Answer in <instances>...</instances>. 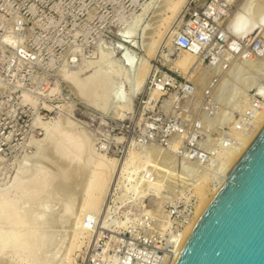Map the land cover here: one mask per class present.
Masks as SVG:
<instances>
[{"label": "rangeland", "instance_id": "obj_1", "mask_svg": "<svg viewBox=\"0 0 264 264\" xmlns=\"http://www.w3.org/2000/svg\"><path fill=\"white\" fill-rule=\"evenodd\" d=\"M174 1L176 0H0V203L5 199L21 201L20 189L13 185L16 169L21 163H25L26 170L31 169L35 164L45 165V167L51 165L50 168H46L53 171L55 169L57 171L58 166L68 168L67 163L61 159L58 160L60 162L56 161L58 157L49 152V147L46 148L47 143L43 141L46 128L53 127L56 123L68 128L72 126L71 130L81 133L88 141L87 145L90 146L87 147V151L92 152L95 156L105 154L118 161L129 155L130 152H135L138 154L135 163L143 165L135 180H130L132 166L127 167L121 172L112 188L111 176H109V181L100 197L97 213L85 211L84 208V194L80 190L84 187L83 183L86 182L85 170L82 169L83 173L82 171L78 172L77 169L80 168L70 167L68 173L72 172L75 176L70 173L72 175V179H69L72 181L71 183L68 181L62 188L60 186V190L57 189L58 185L55 183L48 186V190L55 189L57 195H60L56 200L57 203L53 202L55 207L58 206L56 210L60 213L54 209L57 214L55 217L56 214L52 211L55 207H52L50 213L52 211L54 215L50 214L44 228L54 238L64 239L55 249L50 247L46 250V253H51L57 250L56 248H61V251L58 250V258L61 257L52 264H89L88 261L93 255L100 256L102 250L114 247L122 230L132 224L134 217L141 213L160 216L163 224L170 229L178 227L180 219L170 208L172 206L181 208L183 203H194L197 198L195 186L197 189L201 184L204 185V179L207 181V186L212 187V183L218 176L217 172L223 170L226 153L233 151L218 143L203 151L204 160L201 161L197 156H194V152L189 150L190 145L184 141L182 148L173 151L166 145L168 140L165 129L170 122L176 124L178 128H180L179 124L184 125L183 139L193 137L195 143L205 137L206 125L212 128V133L209 135L211 138L219 137L220 134L237 133L233 130L234 112L240 110L238 107L244 106L249 96V94L246 97L241 94L240 89L243 88L239 85V87L236 86L234 81L237 78L234 77L235 74L231 75L243 63H235L231 68L234 71L230 69L229 74L227 71L217 88L216 84L213 87L217 92V100L221 104L220 112L218 111L214 117L207 118L205 116L202 118L192 110L188 95L182 93L178 84L174 87L166 86L161 89L163 92L161 95L160 93L157 96L154 95V91H156V89L153 90L156 88L154 81L167 73L175 76L178 83L185 82V80L195 81V88L201 99H208L206 94L208 95L207 92L210 88L213 89L210 76L212 71L208 72L204 65L201 66L199 73L193 69L192 73H198L195 80L182 70L177 72V67L169 66L170 61L174 62L178 55L182 54L176 48L174 39L177 34L184 31L189 11L194 6V0H183L176 11L171 12L169 5ZM238 3L239 1L232 6L230 14ZM147 4L148 8L144 13L142 10ZM230 19L227 23L229 31L235 34L245 33L240 30L238 25H230ZM169 37L173 38L171 45H166L165 42ZM120 39H130L131 44L120 41ZM262 39L264 42V35ZM118 43L125 47L123 51L116 47L119 45ZM124 52H127L135 61L137 60V63L145 62L151 70L153 69L132 97L128 95L130 85L137 87L136 73L129 72L128 68L121 67L116 61L120 56L124 57ZM188 55V53H183L182 58ZM168 58L172 60H168ZM180 60L177 61L178 65H180ZM196 60L190 64H207L208 62V60L203 62L202 56H196ZM255 63L256 65H254ZM254 64L253 66L246 64L245 67L247 69L255 67L253 71H264L261 70L264 69V58L256 59ZM100 66H103V70H107L110 74V82L108 81L105 89L107 102L109 100L108 112L94 108L81 100L76 89L71 87L66 77L69 74H74L77 76L76 78H80L79 81ZM229 75L232 79L229 78ZM222 82L225 86L230 83L229 85L233 87V93L230 96L227 95V100H225L226 90L223 88L225 86ZM218 89H223L222 92L225 94ZM236 91L238 93L234 94ZM151 92L153 98L156 99L159 95L160 97L157 100L152 99ZM172 97L174 100H171V104L168 107L164 106L163 102ZM231 97H234L233 100L236 102H231ZM222 99L225 104L222 103ZM237 100L240 101L237 102ZM121 103L126 105L124 116L118 117L113 112L115 113L114 110L118 109L116 105ZM237 105L238 107H236ZM226 107L231 108L227 109ZM221 110L224 111V114L229 111L231 114L227 118V113L224 115ZM220 113L222 116H218ZM214 118L225 120L222 121L223 124L218 120L220 123L218 125L219 123ZM213 119L216 122L212 125L210 120L213 122ZM228 120H233V122ZM67 123L70 124L67 125ZM149 125L156 127L157 130L156 140L153 142H145ZM38 153L43 157H39ZM153 153H158L159 156L155 157ZM55 157L57 158L55 159ZM26 165L32 166L28 168ZM85 169L88 171L87 168ZM189 169L190 171H188ZM75 170H77V174ZM157 173L159 178L162 176L167 181H163L162 177L161 181L159 178L157 179ZM156 179L161 183L155 193L153 190H148L144 192L146 193L144 196L143 192L133 194V191L126 188L127 183L131 185L139 181L140 185L144 187L148 183L157 181ZM77 181L80 182L75 184L74 182L77 183ZM73 185L80 187L72 188ZM65 186L66 190L63 189ZM72 189L73 192H70ZM139 194L142 195L137 197ZM69 195L73 197L74 211L70 220L68 218L66 221H61L59 219L62 216L63 208L58 204L63 203L65 197L67 198ZM152 195L154 197H151ZM16 209L21 211L22 206L17 205ZM173 210L175 211V209ZM80 217L87 236L82 239L83 243L80 248L70 252L67 251V243L72 238L71 233H74L76 220ZM102 217L107 227L103 228L98 235L95 233L100 230L99 220ZM53 218L54 220L57 218L55 222H52ZM87 221L90 222L89 230L84 226ZM9 227L10 222L7 218L0 220L1 233H7ZM95 229H97L96 232ZM5 252L6 255L3 256L5 260L2 258L1 260L4 262L0 260V264L18 262V259L11 255L10 245L6 246ZM66 256H70V258Z\"/></svg>", "mask_w": 264, "mask_h": 264}, {"label": "bare ground", "instance_id": "obj_2", "mask_svg": "<svg viewBox=\"0 0 264 264\" xmlns=\"http://www.w3.org/2000/svg\"><path fill=\"white\" fill-rule=\"evenodd\" d=\"M182 1L183 0H176L174 2H170V3H172L171 5H169L171 12H175L177 7L180 5V3ZM147 8H148V4L146 5L145 8L143 7L142 11H144V13H145ZM165 8H166V6H165ZM142 15H143V13H142ZM230 15H231V19L229 17L230 25H233V24L238 25L241 31H245L247 33L251 32L255 36H259V37L261 36V38L264 35V0H240L238 5L236 6V8L233 10V12ZM256 32H257V35H256ZM127 37H129V36L127 35ZM172 39L173 38L169 37L168 40L165 42V44L171 45ZM129 40L120 39V41H124L126 43H130ZM134 43H136V42H134ZM118 44L119 45L116 47L118 49L119 48L122 49V51H123L125 49V47L123 45H121V43H118ZM127 52H124V57L120 56L118 59H116V61H118V63L121 65V67L128 68L129 72L136 73L137 82H138V83L136 82L137 87H135V86L131 87V85H130V92L128 95L129 97H132L136 93L138 88L141 87V85L145 81V79L148 78V76L152 73L153 69L151 70L150 67L148 66V64L145 62L139 61L137 63V60L135 61L134 59H132ZM181 52H182V54L178 55V57L175 59L174 62L170 61L169 66L172 65L173 67L180 68L187 75L192 76L193 80H195V77L198 75L201 67L197 71L198 73L194 74V73H192L193 68L195 66H200V64H197L196 62H195L196 64H190V63L196 60L197 55L194 52H188V51H181ZM183 53H188L189 55L186 56L185 58H182ZM139 58H140V56H139ZM168 60H172V59L168 58ZM178 60H180V65H183V64H185V65L184 66L178 65V63H177ZM254 61H256V60H248L247 62L243 63V65H241L240 67L238 66L239 69L237 71H234L233 69H231L234 71V72L232 71L233 73L231 75L233 76V74H235L234 77L237 78V80L234 81V83L237 84L236 86L239 85L240 87L243 88V89H240V91H242L241 94L244 95L245 97L248 96V94H249L248 90H250V88H252L255 84H257V82L259 81V78L263 76L264 71L263 72L260 70L253 71V70H255L254 69L255 67H249V69H247V67H245L246 64L248 66H253ZM257 64H258V62H257ZM254 65H256V63ZM263 66H264V64H263ZM118 67H120V66H118ZM83 69H85V68H83ZM206 69H207V67H206ZM261 70H264V69H261ZM204 74H205V72H204ZM204 74L202 73V75H204ZM228 74H229V71H228ZM109 75L110 74L108 73V71L103 70V66H100L99 68H96L94 71L90 72V74L86 75L84 78H82L79 81H78V79H80V78H76L77 76H75L74 74H69L66 77H67L68 82L70 83L71 87L76 89L77 95L81 100L85 101L88 105H90L94 108L108 112L109 111L108 110L109 109V104H108L109 100L107 102V100H106L107 96L105 95V89L107 88V85H108ZM229 78L232 79L231 76ZM225 80H226V76H225ZM198 81H199V79H198ZM228 81H227V83H228ZM224 82H222L223 85H224ZM230 82H231V80H230ZM229 84L226 86L224 85L225 87H223V85H222V87L226 90V94L222 92L223 89L222 90H220L221 88L218 89V91L220 90L221 93L226 95L225 100H227V95L230 96V94L233 93L232 92L233 87H232V85L230 86ZM155 89H156V91H154V95L157 96L159 93H160V95L163 93L159 87H156L153 90H155ZM153 90H152V92H153ZM108 91H107V93H108ZM109 92H111V90ZM116 92H117V90H116ZM152 92H151L150 96L152 97V99H155L152 96ZM120 93H121V91H120ZM236 93H238V91H236L234 94H236ZM216 94H217V92H216ZM160 95L155 100H157L160 97ZM242 95H240L241 98H242ZM110 97H109V99H110ZM233 98L230 99L231 102L235 101V100H233ZM241 98H239V99H241ZM113 99H114V97H113ZM239 101L237 100V102H239ZM243 101H245V100H243ZM222 103L225 104V101L223 100ZM170 104H171V98L166 99L163 102V105L166 107H168ZM239 104H241V103H239ZM228 105H226V106L228 107ZM230 105L232 106V104H230ZM238 105L236 107H238ZM116 106L118 109L116 108L117 110H114L115 113L113 112V114H116L118 117L124 116V107L126 105L121 103V104H118ZM219 106H221V104H219ZM222 107H223V105H222ZM230 108H227V109H230ZM238 108L241 109V107H238ZM225 111H227V110H225ZM219 112H220V110H219ZM223 112L224 111H222L221 113H223ZM229 112H226L227 118H228V115L231 114ZM221 113L218 116H220V115L222 116ZM216 118H218V117H216ZM216 118H214V119H216ZM258 118H259L258 124H257L256 128L251 133H249L247 135L239 134V138L241 139L240 146H238L233 151H229L226 153L225 160L223 162V168H222V169H224L225 176L222 179L219 186H216L215 188L208 187L207 181L205 179L203 180L204 185L201 184L199 187H197V189L195 186V194L198 198L197 211L193 217L192 222L188 226H186V228L183 230L182 239L178 245V250H179L178 252L179 253L182 251V249H183L187 239L189 238L195 224L198 222V220L202 216L203 212L205 211L207 206L212 201L214 195L218 192V190L220 189L222 184L225 182L226 178L228 177L229 173L231 172V170L233 169V167L235 166L237 161L240 159V157L243 155L245 150L253 142V140L257 136L258 132L264 126V113H263V115H260ZM220 119H222V118H220ZM220 119H216L217 123L225 120V119H223V120H220ZM216 120H214L213 122L210 120L212 125L216 122ZM218 120H219V122H218ZM233 120H234V117H233ZM233 120H231V121L233 122ZM228 121H230V120H228ZM67 122H68V120H67ZM217 123H216V125H217ZM69 124L67 123V125H69ZM222 124H223V122H222ZM66 128H68V127L67 126L64 127L63 125H60V123H59V125H58V123H56L55 126H53V127L50 126L49 128H46L45 134H44L45 137L43 138V141H45L47 143L46 148L49 147L48 148V150L50 149L49 152L54 153L53 156L56 155L58 157V159L56 161L61 159L62 161H64V163L65 162L67 163V165H68L67 169L63 168L62 166L61 167L58 166L59 167L58 170L56 171V169H55V171H53V170L47 169L46 167H48V166L45 167V165L43 166L41 164H35L31 169H27V170H29L28 172H30V170H32L30 173H28V172H26L27 170L25 168L24 162H23L24 164L21 163L19 165V167H17V169H16L17 171H16L14 179H13L14 180L13 185H15L18 189H20L21 201H19V202L14 201V200L13 201H7L5 199L2 203H0V220L7 218L10 222V227H9L7 233L3 234L0 232V260L2 258H3V260H5L4 259L5 257H3V256L6 255L5 248L7 245L11 246V249H12L11 255L15 256L18 259V262H13L14 264H23V263H26V264H52L54 261H57V259L59 260V258L61 256L58 258V254H59L58 250H60L61 248L60 249L56 248L57 250L52 251L51 253H46V250L48 248L54 247V249H55V247H57L62 241H64V239L58 240V239L54 238L53 236H51L50 232H48L44 228L45 222L49 220L50 214H52V216L54 214H56L55 211H57L56 208L58 206L56 204L57 207H55L53 205V202L54 201L56 202L58 197H60V195H57L58 193L56 192L55 189H51V190L49 189L48 190L47 188L52 183H55L56 185H58L57 189L60 190V188H62V186H64V185H66V183L68 181H69V183H71L72 181H70L69 179H72L73 173L70 172V173H72V175H70V173H68L70 167L80 168L81 170L77 169L78 172L82 171V169L85 170L86 174H84V175H86V177H85L86 179L85 178L84 179L86 180V182L83 183L84 187L80 191H82V193L84 194L85 211H92L94 213L98 212L97 207H98V204L100 203V197H101V194L104 192V189H105V187L109 181V176H111V181H112L111 188H112L114 183L119 179L121 172L124 171L127 167L132 166V168H133L130 170L131 173L129 172L131 174L130 180H135V178L137 177L138 171L142 169L141 167H143V165L141 166L140 164L135 163L136 159L138 158L137 153L130 152L129 155H127L126 157H122L118 161L115 158H111V157L106 156L105 154L95 156L92 154V152L89 153L90 151L89 152L87 151V147L89 146V145H87L88 141H86V138L81 133H78L77 131L75 132V130L74 131L71 130L72 126H71V128H68V129H66ZM250 134H252V135H250ZM41 145L43 146V144H41ZM38 146H39V144H38ZM153 154L155 155V157L159 156L158 153H153ZM42 155H43V153H42ZM38 156L43 157L40 155V153H38ZM57 157H55V159ZM47 158H46V161H47ZM49 158H51V157H49ZM51 162L54 163L55 161H51ZM58 162H60V161H58ZM157 162H158V160H157ZM39 163H41V162H39ZM57 165H59V164H57ZM57 165H56V167H57ZM63 165L65 167V164H63ZM50 166L48 168H50ZM162 166H165V165H162ZM26 167H28V166L26 165ZM30 167H28V168H30ZM165 167H162V168H165ZM85 168H87L88 171H86ZM73 170H74V168H73ZM77 170H75L76 174H77V172H76ZM188 171H190V169ZM112 173H113V175H112ZM163 175H166V174H163ZM74 177H73V179L75 180ZM186 177H188V176H186ZM78 178H79V176H78ZM158 178H159V176L157 173V179ZM160 178H159V180L161 181V179H163L164 177H162L161 179ZM165 179L166 178H164L163 181ZM190 179L192 180V178H190ZM76 180H77V177H76ZM159 180L148 183V185L144 186V187H142V185H140L139 181H137L135 184L132 183L131 185H128V183H127L126 188L133 191L132 192L133 194L135 192L136 193L143 192L142 194L145 196L146 193H144V192H146L148 190H150V191L153 190V192L155 193V190L160 188L161 182ZM165 181H167V180H165ZM79 182L77 181V183L76 182H74V183L78 184ZM185 183H186V181H185ZM165 184H167V183H165ZM80 186L73 185L72 188L73 187L79 188ZM63 189L66 190V186ZM167 189H169V188H167ZM59 190H58V192H59ZM70 192H73V189ZM62 194H65V193H62ZM142 194H139L137 197H139ZM151 197H154V196L152 195ZM161 198H163V197H161ZM59 201H62V200H59ZM17 205L22 206L21 211H17V209H16ZM58 205H62V208H63V213L61 214L62 216H60L61 218L59 220L66 221V220H68V218L70 220V216H72L71 214H73V211H74L73 210V197L70 195L67 198L65 197V200L63 201V203L58 204ZM52 207H55L52 210V211H54V209H55L54 214L52 213V211L50 213V209H52ZM59 210H61V209H59ZM57 212L60 213V211H57ZM54 216L56 217L57 214ZM57 218H59V217H57ZM57 218H55V220ZM55 220L53 218L52 222H55ZM76 222H77L76 226L74 225L76 228L73 227V228H75V230L74 229H73L74 231L72 230L74 233H71L73 236H71L72 238L67 243L68 244V250L67 251H70V252L75 251L76 249L80 248L82 246V243H83L82 239L86 238V236H87V235H85L87 233V231L84 230L81 217L78 220H76ZM107 223H108V221H107ZM64 224H66V223H64ZM99 224H100V226H99L100 230L98 232H96L97 229H95V232H96L95 234L101 233V230L103 228L106 229V227H107L106 222L103 219V217L100 218ZM46 225H47V223H46ZM84 226L87 230H89L88 224H84ZM70 229H72V228H70ZM54 230H55V228H54ZM60 255H62V254H60ZM67 258H70V256ZM2 262H4V261H2Z\"/></svg>", "mask_w": 264, "mask_h": 264}, {"label": "built area", "instance_id": "obj_3", "mask_svg": "<svg viewBox=\"0 0 264 264\" xmlns=\"http://www.w3.org/2000/svg\"><path fill=\"white\" fill-rule=\"evenodd\" d=\"M240 0H194V6L189 11V18L183 32L177 34L174 39L176 48L180 51L194 52L202 56V61L208 60L207 64L200 63L193 69L198 71L201 66L207 67L212 77L211 87L220 84L224 75L235 63L242 64L248 60L264 58V42L261 37L253 33H233L227 28L232 6ZM177 72L181 69L176 68ZM154 83L156 87L164 89L166 86H179L183 94L188 95L190 108L197 112L200 117H212L219 111L216 89L207 92L208 99H201L193 81L178 83V79L167 73L160 76ZM173 101V97L171 98ZM264 113V83L263 76L259 78L249 90V96L244 106L234 112V132L247 135L258 124V117ZM170 122L166 126L168 142L166 145L173 151L182 148L183 141L189 144V150L194 152L199 160H204V152L210 146L221 144L227 149H236L241 144L237 133L220 134L218 137H209L212 128L205 127V137L200 142H194L193 137L183 139L185 126L180 128ZM220 125V124H218ZM146 132L145 142L155 141L156 127L149 125ZM228 135V136H226ZM213 141V142H212ZM179 142V143H178ZM198 144V145H196ZM217 177L212 187L219 186L225 176L224 169L217 172ZM197 197V196H196ZM198 198L194 203H183L181 208L172 206L171 211L178 215L179 226L174 229L166 227L159 216L151 213H141L134 217L119 234L114 247L102 250V255H93L89 264H175L179 250L178 245L182 239L183 230L188 226L197 211ZM175 209V211L173 210ZM172 214V213H171ZM89 221V220H88ZM87 221L90 227V222Z\"/></svg>", "mask_w": 264, "mask_h": 264}, {"label": "water", "instance_id": "obj_4", "mask_svg": "<svg viewBox=\"0 0 264 264\" xmlns=\"http://www.w3.org/2000/svg\"><path fill=\"white\" fill-rule=\"evenodd\" d=\"M175 264H264V126L195 224Z\"/></svg>", "mask_w": 264, "mask_h": 264}]
</instances>
